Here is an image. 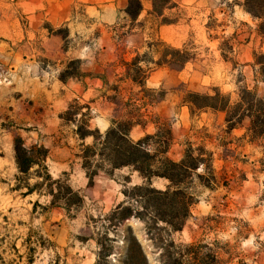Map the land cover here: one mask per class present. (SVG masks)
I'll list each match as a JSON object with an SVG mask.
<instances>
[{
	"label": "rangeland",
	"instance_id": "obj_1",
	"mask_svg": "<svg viewBox=\"0 0 264 264\" xmlns=\"http://www.w3.org/2000/svg\"><path fill=\"white\" fill-rule=\"evenodd\" d=\"M61 1L0 0V264H27L23 244L30 229L34 240L44 236L57 246L55 250L38 249L33 264H96L97 245L90 239L92 227H101V219L124 198L121 183L104 174L94 179L92 187L88 186L73 156L78 145L73 127L63 126L59 119L75 98L93 102L91 126L101 132L109 127L111 118L122 116L123 111L102 97L111 92L106 91L101 80L88 79V89L84 90L83 84L74 80L64 85L59 74L68 61L80 59L83 71L106 75L110 85L115 84L116 75L122 73L120 61L130 59L135 50L153 41L150 26L154 20L150 19L144 30L136 29V34L123 36L130 25L124 14L118 22L105 24L96 9L88 11L86 4ZM173 1L178 6L165 10L164 17L177 23L162 26L160 37L175 47L191 44L198 56L182 71L160 68L152 73L148 88L162 89L166 97L149 110L171 126L173 160L181 159L188 138L196 145L207 144L215 154L218 185L214 190L196 187L197 202L183 230L164 236L176 244L219 241L220 247L227 249L228 244L234 253L231 264H264V140L250 143L245 137L248 119L242 127L226 133L224 113L204 112L192 117L183 104L188 91L212 94L217 88L230 95L233 102L244 86L264 95L260 67L253 69L254 53L264 52L256 23L234 3L242 0ZM161 6L165 5L160 3ZM102 8L98 7L100 11ZM149 8L146 4L140 21L148 17ZM68 10L72 13L70 36L64 40L49 30L65 29L59 13H69ZM225 41L233 46V53L226 52L227 60L220 50ZM64 47L69 48L67 53ZM256 79L260 84L255 83ZM122 88L126 98H138V88L130 83L122 84ZM154 132L155 125L149 122L144 128H134L131 136L137 140ZM16 136H21L27 147L41 143L50 149L47 164L54 178L70 172L71 184L82 191L86 200L75 218H69L62 209L45 214L38 208L33 213L35 202L45 205L48 200L37 194L23 197L12 190L18 172ZM91 141L90 138L87 143ZM133 182L140 183V179L135 175ZM156 186L162 187L163 183L159 181ZM128 226L150 263L160 264V244L148 237L144 224L137 219L110 230L109 237L116 240L110 264H122ZM238 232L242 233L240 237ZM14 245L18 254L12 249Z\"/></svg>",
	"mask_w": 264,
	"mask_h": 264
},
{
	"label": "trees",
	"instance_id": "obj_2",
	"mask_svg": "<svg viewBox=\"0 0 264 264\" xmlns=\"http://www.w3.org/2000/svg\"><path fill=\"white\" fill-rule=\"evenodd\" d=\"M152 2V11L148 13L147 18L140 21L143 12L142 1L128 0L125 14L130 25L122 35L132 34L136 29L144 30L153 18L154 22L150 26L154 31L150 36L153 41L146 43L140 50H135L130 59L120 61L122 73L116 75L118 79L115 84L110 85L106 75L83 71L80 59L68 61L59 74L62 83L74 80L82 83L85 90L88 89V79L101 80L106 91L111 92L104 93L102 97L123 111L122 116L110 119V125L104 132L97 128L92 129V101L75 98L59 115L63 126L73 127L72 133L78 143L73 156L79 161L88 186L92 187L94 179L104 174L121 183L123 187V200L101 219V227H92L90 239L97 245L96 264H110L116 240L109 237V232L111 229L117 230L130 219L141 221L148 237L160 244V264H231L234 253L228 244L227 249L220 247L219 241L208 242L204 239L188 244H176L164 236V233L170 237L172 233L183 230L191 217V209L197 202L196 187L214 190L218 185V177L213 164L215 154L207 144L196 145L188 138L183 144L181 159L173 160L170 157L174 145L171 126L149 110V107H155L166 97L164 90L148 88L147 83L152 73L160 68L182 71L189 63L196 61L198 56L193 45L175 47L160 37L159 29L162 26L177 23L164 17L165 10L175 8L178 4L172 0ZM160 3L165 6L160 7ZM234 3L251 16L256 23L257 35L264 40V0H242ZM49 31L64 40L70 36L68 27L56 31L51 27ZM220 50L222 58L227 60L226 52L233 53V46H230L229 41H225ZM63 51L67 53L69 48L64 47ZM254 61L253 69L260 67L264 82V52L254 53ZM125 83L139 89L138 98H126L122 88ZM183 104L188 107L192 117L204 112L224 113L226 133L242 127L248 119L250 126L245 137L250 143L264 140V96L258 95L255 89L241 87L235 102L230 95L217 88L213 89L212 94L188 91ZM149 122L155 125V132L135 140L131 136L133 129L144 128ZM205 132L203 129L202 133ZM90 138L92 141L87 143ZM14 152L18 172L12 190L23 197L37 194L40 198L48 200L45 205H41L39 201L35 202L33 213L38 208L45 214L52 209H62L69 218H75L85 207V196L71 184L70 172H63L58 178L52 176L47 164L50 149L41 143L27 147L24 139L16 136ZM123 171H126V174L120 175ZM135 175L140 179V183L133 182ZM159 181L163 183L162 187L156 186ZM125 232L122 264H151L132 227L128 226ZM33 233L30 229L23 244L27 264L34 263L38 249L55 250L57 247L44 236H41L40 240H34ZM241 234L238 232L239 237ZM12 249L18 254L16 245L12 246ZM224 255H228V258L225 259Z\"/></svg>",
	"mask_w": 264,
	"mask_h": 264
},
{
	"label": "crops",
	"instance_id": "obj_3",
	"mask_svg": "<svg viewBox=\"0 0 264 264\" xmlns=\"http://www.w3.org/2000/svg\"><path fill=\"white\" fill-rule=\"evenodd\" d=\"M66 1H68V2L71 1V4H73V3L86 4V8L88 9V11L90 9H96L99 12L100 20L103 23H105V24H114V23L118 22V20L120 19V15L121 14H124L126 16L125 9H126L127 4H128V0H70V1L69 0H62L61 2L64 4ZM141 1H142V4H143V12L141 14V16H142L143 13L146 10L145 9V5L146 4H147L148 7L150 6V8L148 9L147 13H150L152 11L153 2H152V0H146V1L145 0H141ZM173 2H175V1H173ZM100 5H103V6H100ZM98 7H103V8L100 11L98 9ZM67 12H69V13H59V14H60L61 23H63L64 26L69 28L68 25H69L70 21L72 20V13H70V10H68ZM246 15H248L251 18V16L249 14H246ZM134 34H136V33H132L130 35H134ZM260 40H261V49L264 50V40H262L261 37H260ZM64 53H66V52H64ZM93 80H99V79H93ZM255 83L260 84V80L256 79Z\"/></svg>",
	"mask_w": 264,
	"mask_h": 264
}]
</instances>
